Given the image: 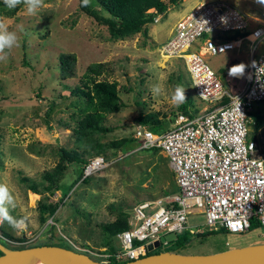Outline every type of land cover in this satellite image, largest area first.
<instances>
[{
  "label": "rangeland",
  "instance_id": "obj_1",
  "mask_svg": "<svg viewBox=\"0 0 264 264\" xmlns=\"http://www.w3.org/2000/svg\"><path fill=\"white\" fill-rule=\"evenodd\" d=\"M0 1V21L17 34V45L0 53L4 57L0 60V184L9 190L4 204L9 215L27 218L23 230H13L7 222L0 224L2 246L49 243L73 248V243L79 249L109 252L118 246V227L128 225L131 219L128 209L143 199L166 197L175 188L164 153L139 149L132 139V129L139 123L137 115L155 116L163 120L161 129L169 127L175 113L182 111L170 100L178 83L189 98L185 111L207 108L193 95L181 60L166 59L159 52L166 28L188 0L173 4L163 17L156 15L157 21L117 37L82 10L79 0H42L32 14L23 0L13 9ZM226 1L246 15L264 17V7L255 0ZM156 30L161 40L154 36ZM61 52L74 55L71 75H63L58 68ZM205 60L228 85L229 77L222 69L230 63H245L247 51L205 54ZM95 61L103 63L100 77L115 81L120 104L104 112L101 128L76 129L82 104L68 89L78 82L86 65ZM153 85L159 87L156 95L151 91ZM228 87L235 90L231 83ZM49 101L52 107L44 116ZM251 113L247 126L264 155V102L252 103ZM124 139H130L125 142L129 145L126 149ZM93 155H102L107 164L83 180L78 176L83 167L79 159ZM21 174L36 183V191L20 182ZM54 184L58 188L47 187ZM203 220L201 213L192 210L186 216L187 228L205 231ZM253 241L264 242V225L240 233L216 231L192 236L177 250L210 253ZM165 246L160 242L147 252Z\"/></svg>",
  "mask_w": 264,
  "mask_h": 264
},
{
  "label": "built area",
  "instance_id": "obj_2",
  "mask_svg": "<svg viewBox=\"0 0 264 264\" xmlns=\"http://www.w3.org/2000/svg\"><path fill=\"white\" fill-rule=\"evenodd\" d=\"M256 21L226 0H203L175 22L159 52L181 60L199 101L208 105L227 100L195 113L178 111L169 127L156 132L135 125L132 136L139 149L157 147L164 153L175 190L135 204L127 227L116 233L113 250L97 253L71 243L72 249L115 262L137 258L154 241L166 244L161 236L167 233L197 231L186 225L192 210L203 215L207 230L240 233L251 222L264 225V155L247 126L251 104L264 102V22ZM241 49L247 51L244 74L230 76L229 69L241 63L227 65L225 76L235 87L231 92L230 83L225 84L205 54ZM106 164L102 155L89 157L81 179Z\"/></svg>",
  "mask_w": 264,
  "mask_h": 264
},
{
  "label": "trees",
  "instance_id": "obj_3",
  "mask_svg": "<svg viewBox=\"0 0 264 264\" xmlns=\"http://www.w3.org/2000/svg\"><path fill=\"white\" fill-rule=\"evenodd\" d=\"M178 1L180 0H92L89 1L88 6H84L83 0H79V7L90 16H92L97 23L105 24L108 27L111 36L117 37L122 36L131 30L138 29L142 24L152 22L156 15L162 14ZM73 60V53H59V55L57 56L58 68L63 75L72 74ZM103 70L104 68L102 62L95 61L89 63L88 65H86L84 71L79 75L78 82L68 89L69 93L76 98L75 100H78L82 104V113L76 120V123L78 125L76 126V129L101 128L99 121L101 120L104 112L114 110L120 104L118 102V95L116 93L115 81L100 77ZM226 70L227 68L222 69L223 74H226ZM226 100L227 98H223L217 103L208 104L205 110L214 107L216 104H222ZM187 102H189V98L178 108H182V112L187 114L197 112V109H193V111L191 112L185 111L183 108ZM51 107L52 101H49V103L47 104V108L44 111V116H47ZM251 114L253 113L250 112V115ZM136 120L140 124L149 127L153 132L160 130L163 124L162 119L160 120L152 115H137ZM44 121L45 123H47L46 118H44ZM129 140L130 139H124L122 141V145H125V142ZM127 147H129V145L126 144L123 149H126ZM150 149H157V147L143 148V150ZM62 157L66 158V155L62 154ZM79 160L82 164H84V162L86 161L85 159L81 158ZM79 175H81V170H78V176ZM82 179L86 180V177H83ZM19 180L20 182L26 184V187L31 191L37 190L36 183H32V181L29 180L26 175H19ZM47 187H52L53 189L58 188L56 184L51 186L48 185ZM174 190L175 188L171 192H173ZM49 210L52 211L53 207H51ZM256 226H259V224H257L256 222H251L247 230ZM125 227H127V225L119 226L117 231H120ZM216 231L226 232L224 230ZM216 231L205 230L202 232L193 233L188 229H183L182 231L175 232L171 236H169L167 238V243L165 244L166 246L161 250L178 252L177 249L185 245L192 236H204ZM0 243L3 244V241L1 239ZM29 245L31 244H23L19 247ZM67 247L70 246L67 244ZM113 249L114 248H112L111 250ZM146 254H148V252H146ZM106 260L110 263L115 262L111 258Z\"/></svg>",
  "mask_w": 264,
  "mask_h": 264
},
{
  "label": "water",
  "instance_id": "obj_4",
  "mask_svg": "<svg viewBox=\"0 0 264 264\" xmlns=\"http://www.w3.org/2000/svg\"><path fill=\"white\" fill-rule=\"evenodd\" d=\"M156 246L158 241L148 244L147 249L151 250ZM0 250V264H20L32 257L42 258L47 264H264V242L232 246L210 253L161 250L113 263L58 244L43 243L5 248L0 243Z\"/></svg>",
  "mask_w": 264,
  "mask_h": 264
},
{
  "label": "clouds",
  "instance_id": "obj_5",
  "mask_svg": "<svg viewBox=\"0 0 264 264\" xmlns=\"http://www.w3.org/2000/svg\"><path fill=\"white\" fill-rule=\"evenodd\" d=\"M3 2L7 8L13 9L21 3V0H3ZM255 2L260 6L264 7V0H255ZM23 3L27 5L26 11L29 14H32L35 12L36 8L42 3V0H23ZM83 4L84 6H88L89 0H83ZM14 45H17V34L15 32L9 31V29L5 26L4 22L0 21V53L4 52L6 48L11 49ZM0 60H4V57L0 56ZM245 67L246 66L243 63L233 65L229 69V75L242 76L245 72ZM151 91L153 95L158 94V85H153ZM170 100L172 104L176 107H179L187 101L186 90L183 85L178 83L174 86V89L170 96ZM8 198V188L5 185L0 184V224L7 222L13 230H23L27 227V218L23 217L17 219L9 215L7 209L4 207V204L6 200H8Z\"/></svg>",
  "mask_w": 264,
  "mask_h": 264
},
{
  "label": "crops",
  "instance_id": "obj_6",
  "mask_svg": "<svg viewBox=\"0 0 264 264\" xmlns=\"http://www.w3.org/2000/svg\"><path fill=\"white\" fill-rule=\"evenodd\" d=\"M199 1H203V0H188L186 3H184L182 6H180V8H179V10H178V13L174 16V18H173V20H172V22L169 24V26L166 28V35H165V38L169 35V33L171 32V30H172V28H173V26H174V24H175V22L179 19V18H181V17H183L187 12H188V10L191 8V6H193L195 3H197V2H199ZM182 2V0H180V1H178L177 3H175V4H178V3H181ZM168 10H169V8L165 11V12H163L162 14H158L157 16H159V17H163V16H165L166 14H167V12H168ZM241 10V9H240ZM242 11V10H241ZM242 12H244V11H242ZM248 15V14H247ZM249 17H251V18H253V19H256L257 21L256 22H264V17H260V16H258V15H255V14H250V15H248ZM157 20H158V18H157ZM156 20V21H157ZM156 27V26H155ZM154 36L157 38V39H159V40H161L162 38H159V36H158V30H156V32H154ZM165 38L164 39H162V40H165ZM227 68V67H226ZM253 242H255V241H253ZM250 243V242H249ZM233 246V245H232ZM232 246H228V247H225V248H223V249H226V248H229V247H232Z\"/></svg>",
  "mask_w": 264,
  "mask_h": 264
},
{
  "label": "bare ground",
  "instance_id": "obj_7",
  "mask_svg": "<svg viewBox=\"0 0 264 264\" xmlns=\"http://www.w3.org/2000/svg\"><path fill=\"white\" fill-rule=\"evenodd\" d=\"M157 20V18H156ZM155 20V21H156ZM20 264H47L42 258H39V257H32Z\"/></svg>",
  "mask_w": 264,
  "mask_h": 264
}]
</instances>
